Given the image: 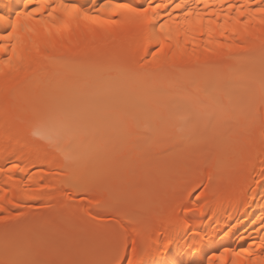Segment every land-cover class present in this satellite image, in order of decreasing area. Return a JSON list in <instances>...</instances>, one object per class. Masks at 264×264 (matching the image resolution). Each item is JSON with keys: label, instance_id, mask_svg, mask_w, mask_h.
<instances>
[{"label": "snow or ice", "instance_id": "6c2138e0", "mask_svg": "<svg viewBox=\"0 0 264 264\" xmlns=\"http://www.w3.org/2000/svg\"><path fill=\"white\" fill-rule=\"evenodd\" d=\"M198 2L204 3L205 7L208 6L207 0ZM223 2L224 0H216L217 6ZM252 4L256 6L252 7ZM169 8L171 11H167ZM181 9H184L183 19L186 23H189V17H195L197 23L203 24L204 13L197 8L186 7L184 0L164 3L146 0V3L140 6L121 0H104L97 5L96 0H91L87 7L78 3H66L65 0H24L23 7L14 15L0 13V29H5L0 31V54L7 57L6 62L10 69L19 70V66L28 60L29 67L34 65L37 72L45 76L38 85L37 92L24 99L27 120L13 115L16 110V105L11 100L14 83L12 79L5 81L0 87V93L3 95L6 120L12 117L18 125H28L32 129V135L38 138L44 150L54 153L70 169L78 167L91 152L99 150L101 145L114 140L126 144L139 140L140 137L135 135L133 128L137 132L151 134L148 138L150 143L147 150L141 153L140 162L143 167H152L155 171H160L166 166V162L155 153L164 148L169 131L173 128L183 134L184 140L191 147H214L217 153L236 152L246 148L250 159L252 150L250 136L256 123L258 106L264 105V35L254 38L247 28L249 20L237 19V23L244 26L245 30L242 33L235 25L232 27V31L241 36L239 42L233 38V44L236 45L235 54L231 45L226 48L221 44L211 50L212 55L231 63L218 65L211 77L186 72L177 79L178 87H191L195 92L208 96L211 102L196 100L175 105V111L178 113L175 117L169 114L167 105L165 111H150L126 99L129 88L143 87L140 79L142 74L137 70L91 65L74 57L42 56L40 45L35 44L34 40L47 39L38 27L46 26V21L59 20L62 25L69 26L73 20L78 21L81 18L93 24L102 23L109 27L123 25L125 29L141 30L153 27V35H156L154 22L161 17V13L164 12L168 17V20H161L158 25V32L164 33L168 23L173 19V14ZM233 9L238 18L245 16L251 18L257 14L264 17V0H251V3L242 6L228 5L227 12L231 13ZM60 13L63 15H58ZM102 13L111 15L102 16ZM207 15L208 35L211 36L213 31L211 25L218 23L211 17H216L218 13L211 11ZM230 19L231 17L225 14L221 27L227 28ZM27 22H32V27H29ZM261 23H264V20H261ZM168 38H171L170 35ZM157 44L153 56L163 52L165 40L157 37ZM101 52L100 48H93L84 50L80 55L90 57ZM4 63V60H0V65ZM2 71L0 68V73ZM112 71H116L118 75L112 77L107 74ZM234 79L244 83L238 86L233 83ZM237 98L242 99L244 105L239 112L234 110L232 103ZM190 121H195L200 127L199 133L195 136L192 129L186 126ZM261 135L264 136V131ZM246 136L249 137L247 141L244 139ZM261 164L264 165V161H261ZM182 166L183 162L178 160L172 167L178 170ZM11 167L23 171L17 164ZM63 171V168L50 170L48 175L58 176ZM41 175L43 176V173ZM261 176H264V167L261 168ZM209 179L211 180V177ZM96 180L97 177L93 176L86 181H78L73 187L79 190L81 187L94 185ZM58 190L59 187L55 184L42 183L41 191L25 189L22 200L42 201L43 191ZM0 193H5L0 195V212L4 211L5 201L14 208L24 206L22 201L9 199L5 188H0ZM200 195L203 196V193ZM196 200V207L186 205L182 207L185 217L193 213L203 215L209 208L208 203L200 202V196H197ZM95 206L105 208L108 205L107 202L100 200ZM85 216L92 226L94 235L91 241L79 244L56 232L10 233L8 223L21 219V214L0 216V223L6 226L5 260L2 264H46L41 259L45 253L67 255L73 251L88 250L105 258L84 261L65 259L62 264H123L124 259L127 264H144L149 256L163 255L177 243L173 235L167 234V229L176 225L184 232H191L193 239L200 241L209 239L207 234L202 236L193 230L186 219H179L174 208L166 214L153 212L133 221L140 225L137 235L144 241L139 250L135 239L129 244L127 238L121 242L115 235L100 232L99 229L102 227L100 212L95 215L85 213ZM261 224L264 225V217L261 218ZM162 229L165 231L162 232ZM258 247L264 251V241H261ZM128 249L130 255L124 256V251ZM188 249L192 254L198 252L196 244L189 243ZM234 255L237 257L247 255L246 264H264V256L253 258L248 249ZM207 264H213V260L209 258Z\"/></svg>", "mask_w": 264, "mask_h": 264}, {"label": "bare ground", "instance_id": "6f19581e", "mask_svg": "<svg viewBox=\"0 0 264 264\" xmlns=\"http://www.w3.org/2000/svg\"><path fill=\"white\" fill-rule=\"evenodd\" d=\"M66 3H78L82 6H89L91 0H65ZM104 0H96V4L103 3ZM121 2L131 3L135 6L144 5L146 0H121ZM156 3L179 2V0H154ZM24 0H0V13L14 15L16 11L23 7ZM187 6H191L201 10L204 15L203 24L196 22L195 17H189V23L183 19L184 9L173 14V19L168 23L164 33L158 32V25L161 20H168V17L161 13V17L157 18L155 23L156 35H153V27L147 30L141 29H125L123 25L117 27H109L102 23L93 24L91 21H85L83 18L73 20L69 26H64L59 20L46 21L45 25L38 26L42 35H46V40L34 38L35 44L40 45L42 56L51 57H74L85 61L88 64L102 66L107 68L134 69L140 72L143 87L133 86L126 92V99L132 103H143L144 108L150 111H172V116H178L175 111V105L182 104L183 98H192L197 100L200 94L195 92L191 87H184L179 98L168 99L162 102L164 95H167L177 89L176 81L186 72H195L197 74L208 75L214 74V69L218 65L231 63L228 60L212 55L211 50L223 44L226 48L231 45L233 54H235L236 45L233 44V38L239 42L241 36L232 31L233 25L239 32H244V26L237 23L239 20H249L247 25L248 31L253 37L264 35V17L257 14L249 18L237 17L235 9L231 13L227 12L228 5L242 6L251 3V0H224L223 4L217 6L216 0H207V7L198 0H184ZM252 4V7H255ZM167 11H171L169 8ZM216 11L218 15L211 17L217 21L211 25L212 35H208V15L207 13ZM228 14L231 19L228 21L227 28L221 27L224 24V16ZM58 15H63L62 13ZM102 16H110L111 13L101 14ZM121 19H123L121 17ZM32 27V22H27ZM5 29H0L4 31ZM224 33L222 36L221 33ZM170 35V39L168 36ZM157 37L165 40V48L163 52L153 56L152 53L157 49ZM31 47V45H29ZM100 48L101 54L90 57L80 55L84 50ZM35 54V48H33ZM102 57L106 61H99ZM165 57L166 59H162ZM0 60L5 63L0 65L2 73H0V87L6 80L12 79L14 90L11 100L16 105L14 112L15 117L28 119L25 112V97L37 92L38 85L45 79L44 74L38 73L33 65L29 67L28 60L19 66V70L10 69L6 62L7 57L0 54ZM15 63V62H14ZM208 67V71L204 72L203 68ZM10 75H7L9 74ZM112 77H116L118 73L112 71L107 73ZM235 80V79H234ZM234 82V81H233ZM242 99H234L233 108L239 112L243 109V103H239ZM200 102L210 103L211 100L204 94L198 99ZM243 101V100H242ZM240 106H239V105ZM262 111V117L256 121L254 129L250 136L251 155L246 148L239 149L236 152H220L213 156L210 161L208 172L209 175L202 178L200 185H206L203 196H200L201 203H208L210 206L203 215L198 213L189 214L185 217L182 211L183 205L169 207L168 213L173 208L175 213L181 220H187L193 230L199 232L202 236L207 234L209 239L200 241L193 239L191 232H184L179 225L167 229V234L173 235L177 243L173 245L169 251L163 255L154 254L145 259L144 264H207V260L211 258L213 264H246L247 255L237 257L234 255L248 249L253 258L256 256H264V251L258 247L261 241H264V225L261 224V218L264 217V176H261V168L264 165V105L258 106L257 112ZM134 133H138L134 131ZM183 134L177 131L174 136ZM180 138V135L177 137ZM245 141L249 137L244 138ZM124 149H127L131 143H119ZM142 144H138L136 148H141ZM106 145V144H105ZM105 145H101L99 150L93 151L83 160L80 165L74 169L66 167L62 161L54 153H50L39 144L38 138L32 135V129L28 125H18L12 117L6 120L4 115L3 95L0 93V188L6 189L9 199L22 201L26 206L29 202L22 200V193L25 189L29 191H41V184L59 187L55 198L63 203L68 201H76L78 195L82 192L83 187L79 190L73 187L78 181L76 177L80 173L83 166L84 180L95 176L100 180L104 176L99 171L89 172L85 165L96 156L104 154ZM19 165V169H12V165ZM63 168L64 171L58 176L48 175L50 170ZM227 171L236 178L225 176L222 180L215 181L211 176L212 171ZM246 172V173H245ZM43 173V176L41 175ZM245 173V174H243ZM31 177V179H29ZM211 177V180L209 179ZM220 181L223 183H220ZM23 182V183H21ZM217 183V184H216ZM84 189V188H83ZM193 191L183 189L181 193H185L186 202H190L193 198ZM47 191H43L44 197ZM90 194V191H84ZM179 193V194H181ZM5 193H0L4 195ZM219 202L217 203V200ZM41 202V201H40ZM145 204L143 208L149 207ZM197 206V201L194 207ZM14 207L4 202V211L0 212V216L11 214ZM95 215L90 209H84L83 214ZM29 222H25L21 227L23 232H28ZM140 228L139 224H135L132 228L124 229V234L129 238L128 243L131 244L133 239L136 240L137 249L143 245L142 238L135 234ZM131 230L132 235L127 232ZM164 232L165 230H161ZM123 233V232H121ZM228 234L227 238L223 235ZM122 242V241H121ZM196 244L198 252L192 254L188 249V244ZM228 251H225V250ZM86 251H73L65 257L59 256L57 264H62L65 259L74 260L77 256L84 255ZM0 255L5 258L4 246L0 243ZM124 256L130 255V250L123 253ZM126 259L123 260L125 264Z\"/></svg>", "mask_w": 264, "mask_h": 264}, {"label": "rangeland", "instance_id": "374dc122", "mask_svg": "<svg viewBox=\"0 0 264 264\" xmlns=\"http://www.w3.org/2000/svg\"><path fill=\"white\" fill-rule=\"evenodd\" d=\"M99 61H106V58L102 57ZM203 69L204 72L209 70L208 67ZM233 83L239 86L244 82L235 79ZM183 88L177 87L175 91L164 95L162 102H166L170 97L179 98ZM203 96V93L200 94V97ZM200 97L198 96L197 100ZM193 101L192 98H183L182 103ZM239 103L241 104L243 101L241 100ZM139 105L144 107L142 102ZM169 114L172 115V111ZM260 117H262V111L257 112L256 121ZM186 126L192 129L193 136L200 131V127L195 121L188 122ZM132 131L136 130L133 128ZM177 131L176 128L171 129L164 148L155 153L156 156L166 162V166L162 167L160 171H155L152 167H143L140 162L141 153L147 150L150 143L148 139L151 136L150 133L144 131L136 133L135 135L140 139L132 141L127 149L120 146L121 141L119 140L107 143L104 154L94 157L85 165L89 172H104L102 179L94 185L80 189L82 192L76 201H68L64 205L58 198H55L57 193L50 194L51 192H49L41 202H29L22 208H13L14 210L10 215L21 214V219L12 220L8 223L9 232H23L21 227L25 222H29L28 232H56L76 241L78 244L83 241H91L94 231L89 220L83 214L84 209H90L92 212L101 213L102 227L99 229L100 232L115 235L120 241H123L125 238L129 239L124 234V229L132 228L136 224L133 221L140 216L149 215L153 212H165L170 209L169 207H178V205L183 204L194 207L197 201L196 197L201 196L200 194L205 191V187L199 186V183L202 178L209 175V164L217 150L208 146L191 147L184 140V136L181 137V134H178L180 138L174 136ZM143 142L141 148H136L138 144ZM133 145L136 146L133 147ZM200 153H204V155H200ZM178 160L183 162V166L175 170L172 166ZM83 168L82 166L76 177L77 181H85L86 173H84ZM227 175L233 178L237 177L227 171L214 170L211 173L215 181L222 180ZM222 183L223 181H220L218 184ZM183 189L186 191L194 189L193 198L190 202H186V194L181 193ZM87 190L90 191L89 195L84 193ZM100 200L107 202L108 206L97 208L96 202ZM147 203L150 204L149 207L143 208ZM5 227L3 223H0V243L3 246ZM127 234L131 236V230ZM223 237L227 238L228 234L224 233ZM59 256L65 257L66 255L45 253L41 259L46 264H57ZM104 258L88 250L84 255L77 256L74 261L101 260ZM4 260L5 258L0 255V264Z\"/></svg>", "mask_w": 264, "mask_h": 264}]
</instances>
